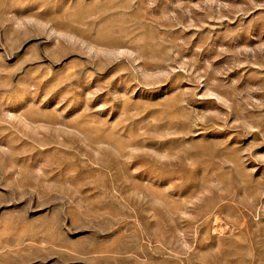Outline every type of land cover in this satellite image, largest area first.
Here are the masks:
<instances>
[{"label": "rangeland", "instance_id": "obj_1", "mask_svg": "<svg viewBox=\"0 0 264 264\" xmlns=\"http://www.w3.org/2000/svg\"><path fill=\"white\" fill-rule=\"evenodd\" d=\"M0 264H264V0H0Z\"/></svg>", "mask_w": 264, "mask_h": 264}, {"label": "bare ground", "instance_id": "obj_2", "mask_svg": "<svg viewBox=\"0 0 264 264\" xmlns=\"http://www.w3.org/2000/svg\"><path fill=\"white\" fill-rule=\"evenodd\" d=\"M218 231V230H217Z\"/></svg>", "mask_w": 264, "mask_h": 264}]
</instances>
